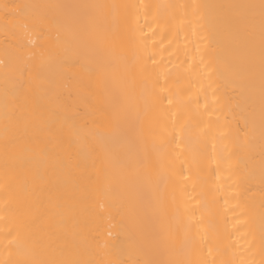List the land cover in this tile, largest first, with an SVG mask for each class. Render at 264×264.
<instances>
[{
    "label": "bare ground",
    "instance_id": "1",
    "mask_svg": "<svg viewBox=\"0 0 264 264\" xmlns=\"http://www.w3.org/2000/svg\"><path fill=\"white\" fill-rule=\"evenodd\" d=\"M260 2L0 0V264H264Z\"/></svg>",
    "mask_w": 264,
    "mask_h": 264
},
{
    "label": "snow or ice",
    "instance_id": "2",
    "mask_svg": "<svg viewBox=\"0 0 264 264\" xmlns=\"http://www.w3.org/2000/svg\"><path fill=\"white\" fill-rule=\"evenodd\" d=\"M248 7H256L251 5ZM259 8L261 10V50H262V59H261V74L264 78V0H261Z\"/></svg>",
    "mask_w": 264,
    "mask_h": 264
}]
</instances>
